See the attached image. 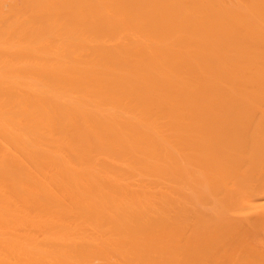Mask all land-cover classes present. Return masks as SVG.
Wrapping results in <instances>:
<instances>
[{"label":"bare ground","instance_id":"1","mask_svg":"<svg viewBox=\"0 0 264 264\" xmlns=\"http://www.w3.org/2000/svg\"><path fill=\"white\" fill-rule=\"evenodd\" d=\"M0 264H264V0H0Z\"/></svg>","mask_w":264,"mask_h":264}]
</instances>
